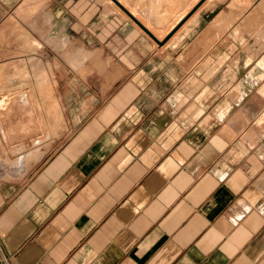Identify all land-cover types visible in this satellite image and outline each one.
<instances>
[{
  "label": "crops",
  "instance_id": "1",
  "mask_svg": "<svg viewBox=\"0 0 264 264\" xmlns=\"http://www.w3.org/2000/svg\"><path fill=\"white\" fill-rule=\"evenodd\" d=\"M27 1L0 33L41 43L63 129L15 173L30 117L0 119V264H264V0Z\"/></svg>",
  "mask_w": 264,
  "mask_h": 264
},
{
  "label": "bare ground",
  "instance_id": "2",
  "mask_svg": "<svg viewBox=\"0 0 264 264\" xmlns=\"http://www.w3.org/2000/svg\"><path fill=\"white\" fill-rule=\"evenodd\" d=\"M40 1L42 2V0H28L27 1L28 5L27 3H25L27 6L26 5L20 6L17 12V17L23 18V19H26L28 16L30 17L35 11L38 10L39 5L41 4ZM31 3H34V5H31ZM7 27H10L9 29H11V33L15 34L16 36L14 45H15V48L19 50V52H16L17 55L14 56V59L16 58V60H14L15 62L11 61L12 62L11 64L8 63L9 66L4 65L0 67V112L8 111V114L11 115L12 111L16 113L21 111L22 113L20 115H22L23 113L27 112L26 110L27 105H29L31 107L28 106V108H30L31 110L30 112L29 111L27 112L28 114L26 115L24 114V115L27 117H30V120L26 124H24L23 127L22 125L21 126L18 125L17 127H22V131L25 134H29V135L37 134L38 132L41 131L42 127H43V130L47 128L46 129L48 131L47 134L49 133L48 138H46L47 140L45 142L38 141L36 145V149L33 150L32 152L23 153L21 149L17 150V152L14 150L15 153L14 152L13 153L18 154L17 158L16 159L13 158L14 160L9 162L10 163L9 166H7L8 164L5 162L1 163L2 168L7 169L8 167L10 168L11 171H14L15 173H19V172H22L25 167L28 168V166H26L28 162L38 158L39 154L41 153V149H43V147H46V146L49 147V145L53 142V140L54 139L56 140L61 135V132L63 129V116L61 114L58 101L53 94L54 86H53V82L51 81L52 80L51 79V69L47 67L44 64V62L41 61V59L36 58V56L26 57L24 54L27 51L36 50L37 48L41 47V43L37 41L38 39L37 40L33 39L30 36V34L25 30V28L21 26L18 20L14 17H11L9 25H7ZM36 110L38 114L41 113L42 111L41 119L40 118L37 119V117L35 118ZM11 116H13V114ZM7 135L10 136L8 132L5 134L3 133L0 136V143L5 142L4 140L5 138H7ZM40 137L43 138V136H40Z\"/></svg>",
  "mask_w": 264,
  "mask_h": 264
},
{
  "label": "rangeland",
  "instance_id": "3",
  "mask_svg": "<svg viewBox=\"0 0 264 264\" xmlns=\"http://www.w3.org/2000/svg\"><path fill=\"white\" fill-rule=\"evenodd\" d=\"M15 18V17H14ZM9 25V24H8ZM7 28H10V27H7L6 26V28L5 29H7ZM5 29L4 30H2L1 31V33H0V38H4V36H5V34H4V32H5ZM14 36H15V34H13ZM16 37V36H15ZM15 40H16V38L15 39H13L12 41H6L5 42V46L6 47H8L9 49H10V46H11V48H14V51L13 52H11V54H12V56H10V57H8V58H6V59H4V60H6V61H4V60H2V61H0V67H2V66H9V64H11L12 62H15L14 60H16V58L14 59V56L15 55H17V53L16 52H19V50L18 49H16L15 48V45H14V42H15ZM7 44V45H6ZM16 44V43H15ZM14 45V46H13ZM6 47H3V49H1L0 50V54H4V53H6V52H9L10 50L9 49H6ZM6 50V51H5ZM14 53H16V54H14ZM14 54V55H13ZM8 55H10L9 53L7 54V55H3V56H0V57H4V56H8ZM10 58V59H9ZM9 61V62H8ZM12 61V62H11ZM9 63V64H8ZM4 93V92H3ZM29 107H31V106H29ZM27 110V112L29 111L30 112V108H27L26 109ZM13 112V111H12ZM11 112V115L13 114V116H11V115H9L8 114V111H1L0 112V118H1V120L3 121V125L7 122V121H9L8 119L10 118V116L11 117H16V118H18V119H20L21 117L22 118H24V116L26 115V114H28L27 112L26 113H23L22 115H20L22 112L21 111H19L18 113H12ZM24 112V111H23ZM44 112H45V110H44ZM25 114V115H24ZM41 115H42V111H41V113H39L38 114V112H37V110L35 111V118L37 117V119H41ZM9 117V118H8ZM3 118V119H2ZM8 123V122H7ZM6 123V124H7ZM20 124V123H19ZM22 124V123H21ZM8 125V124H7ZM6 125V126H7ZM5 126V127H6ZM4 127V128H5ZM42 127V126H41ZM18 128V127H17ZM19 129H20V127H19ZM47 129V128H46ZM46 129H44L43 130V127H42V129H41V131L40 132H38L37 134H35L34 136H33V142H29V143H27L28 144V147H29V149H28V151H33V150H35L36 149V145H37V142L38 141H40V142H45L47 139L46 138H48V135H49V133L47 134V130ZM3 132H4V130H3ZM41 134V135H40ZM37 135H38V137H37ZM45 135V136H44ZM40 136H43V138L42 137H40ZM37 137V138H36ZM40 137V138H39ZM60 137H61V135H60ZM60 137H58L56 140L54 139L53 140V142L50 144L51 145V147L50 148H52V146H54L55 145V143L60 139ZM22 143V142H21ZM20 142H18V143H15V142H12V144L9 146V148H12V146H15V145H18V144H21ZM25 144V142H23V145ZM25 146V145H24ZM9 148H7V150L9 149ZM10 150V149H9ZM24 151H26V149H23ZM15 158H17V157H15ZM14 158V159H15ZM14 159H11V160H14Z\"/></svg>",
  "mask_w": 264,
  "mask_h": 264
},
{
  "label": "water",
  "instance_id": "4",
  "mask_svg": "<svg viewBox=\"0 0 264 264\" xmlns=\"http://www.w3.org/2000/svg\"><path fill=\"white\" fill-rule=\"evenodd\" d=\"M113 2L117 3L115 0H112Z\"/></svg>",
  "mask_w": 264,
  "mask_h": 264
}]
</instances>
